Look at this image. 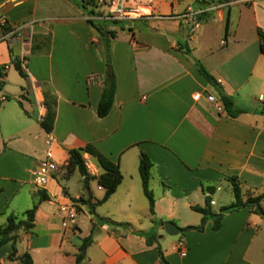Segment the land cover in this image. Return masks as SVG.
Wrapping results in <instances>:
<instances>
[{"label": "crops", "instance_id": "crops-1", "mask_svg": "<svg viewBox=\"0 0 264 264\" xmlns=\"http://www.w3.org/2000/svg\"><path fill=\"white\" fill-rule=\"evenodd\" d=\"M212 3L220 7L202 14L193 31L178 18ZM131 6L163 18L102 21L104 31L115 33L110 59L117 92L110 113L100 118L108 58L80 0H0L10 27L21 32L10 45L0 29V66L7 67L2 80L9 79L15 58L27 74L18 81L16 100L0 97V230L10 215L26 219L38 204L35 226L19 231L18 258L8 259L10 241L0 246V264H24L19 257L25 253L33 264H76L91 235L83 264H162L158 246L169 264H264V217L252 207L226 213L217 231L212 219L192 208L205 205V187L216 186L212 211L220 212L215 196L222 182L230 184L228 176H238L245 194L264 189V0H137ZM181 44L192 48L193 58ZM196 60L246 113L231 118L216 111L206 97L220 99L219 93ZM45 87L57 98L50 133L40 124L47 113ZM87 144L117 164L123 179L100 204L107 206L104 212L77 202L76 224L65 229L60 205L89 196L95 202L106 192L97 180L103 169L88 153L87 188L74 191L59 181L77 170L68 174L70 151ZM142 154L153 162L155 215L140 176ZM47 156L58 170L38 189L34 171ZM42 193L48 198L41 200ZM165 221L196 228L167 239ZM152 231L156 238L149 245L140 233ZM180 241L186 256L177 248Z\"/></svg>", "mask_w": 264, "mask_h": 264}, {"label": "trees", "instance_id": "trees-1", "mask_svg": "<svg viewBox=\"0 0 264 264\" xmlns=\"http://www.w3.org/2000/svg\"><path fill=\"white\" fill-rule=\"evenodd\" d=\"M214 1L219 3H224V2H231L233 0H214ZM92 2L93 0H80V4L82 5L83 8L86 9L88 8V4ZM89 22L94 27L97 28V30L103 37V45L105 52L107 55H110L111 38L115 36V33L104 31L102 27V21H89ZM113 22L116 23L117 21H113ZM259 33H260V49L264 53V32L260 31ZM181 49L189 57L192 58L194 57L192 48L189 47L187 44H181ZM196 62L198 64V69L200 74L210 83V85L214 86L218 91L220 100L223 103L224 110L227 113V115L230 116L231 118H237L242 113H246L247 112L246 109L238 106L234 98L228 95L224 90H222L219 87L217 80L213 75H211L208 72L205 66L198 60H196ZM110 63L111 61L108 60V64ZM13 64L23 77H27V74L22 67V62L19 59L15 58ZM3 68H0V90L3 88L5 84V82L2 80V78L4 77ZM116 92H117L116 77L115 75L108 74L105 79L102 96L97 107V114L100 118H104L110 113L112 106L114 104ZM44 95H45V104L47 107V113L45 117L41 120L40 124L46 132L50 133L54 129V123L57 113V98L48 87L44 88ZM86 153L90 154L93 158H95L97 163L103 169V173L97 177V180L98 183L105 188L106 192L101 200H97L95 202H92L91 196H89L87 199L84 198L73 199V201L84 202L86 204H89L91 211L94 212L96 206L104 203L117 190L118 186L122 182L123 175L120 171L119 166L113 163L112 161H110L105 155H103L99 150H97V148L94 145L87 144L86 146L81 147L79 149H72L70 151V163L68 165V174H71L76 168L79 169V171L84 177L86 188L88 187L89 181L91 180V176L89 174L87 166L85 165V160H84V155ZM152 167H153V162L149 158V156L146 154H142L139 165L140 176L142 179L144 193L149 200L150 213L152 215H155V210H154L155 199L153 192L150 189V177H151ZM226 180L231 184L232 192L235 198L234 202H232L229 205L223 206L220 212L218 213L213 212L212 201H213V195L216 192L217 187L208 186L204 188V191L207 193L205 205L204 206L195 205L192 207L193 210L201 213L204 219L206 220L212 219L214 223L213 229L215 231L221 228L222 220L226 213L240 210L245 207H252L255 213L264 217V208L262 207L261 204L262 201L264 200V189L261 193L257 195H254L251 192L245 194L240 184L238 176H228L226 177ZM46 198H48V195L42 193L41 200H44ZM37 210H38V204L34 205L32 209L26 211L25 212L26 219H18L16 216L10 215L8 217L6 226H4L0 230V236H1L0 246L10 241L13 242L14 252L11 253L8 257L10 261H13L16 258H18L16 255L17 254L16 243L19 238V231L22 229L30 230L35 226V217ZM161 224H163L162 221ZM194 228L196 227H187V230ZM140 235L146 237L147 243L149 245L154 244V240L156 237L153 231L140 233ZM91 242H92V235L85 238L84 243L81 246L80 252L76 257V264H83L86 257V249L91 244ZM158 252H159L160 262L162 264H169L160 246H158ZM19 259H21L24 262V264H33L32 257L30 256L29 253L23 254L22 256L19 257Z\"/></svg>", "mask_w": 264, "mask_h": 264}, {"label": "built area", "instance_id": "built-area-1", "mask_svg": "<svg viewBox=\"0 0 264 264\" xmlns=\"http://www.w3.org/2000/svg\"><path fill=\"white\" fill-rule=\"evenodd\" d=\"M132 1L137 0H93L92 3L88 4V12L85 14V18L88 21H131L136 18L141 17H157L163 18L161 15H153L152 13L141 12V6L133 7L131 6ZM219 4H208L202 9L189 10L186 13L180 15L178 18L185 20L187 27L190 31L195 30L200 23V16L207 11H213L219 8ZM0 29L3 30V39L9 40L10 45L13 44L16 38L21 36V32L18 29L11 28L7 17L5 16L3 9L0 7ZM5 66H0L3 68ZM7 67L3 68V71ZM199 99L200 95H196ZM207 100L214 105L217 112H222L224 110L223 103L220 99H217L214 95L209 94ZM263 101L264 98L262 97ZM87 160V159H86ZM85 165L89 167L87 161ZM58 170V164L50 156L41 160L38 163L34 171V185L38 189H44L48 185L49 181L53 178L54 173ZM79 204L75 201H69L65 204L60 205V212L62 213L63 221L62 225L65 229L70 228L72 225L76 224L77 217L79 215ZM181 256H186L187 249L184 242L180 241L177 245Z\"/></svg>", "mask_w": 264, "mask_h": 264}, {"label": "rangeland", "instance_id": "rangeland-1", "mask_svg": "<svg viewBox=\"0 0 264 264\" xmlns=\"http://www.w3.org/2000/svg\"><path fill=\"white\" fill-rule=\"evenodd\" d=\"M140 11L143 12L144 9H141ZM108 57H111V54L107 55V58ZM110 61L111 63L109 64V66L112 67V58L110 59ZM8 74H9V79L6 80L3 88L0 90V97L2 95H5L7 97V102H13L14 100H16V97L14 96V92L20 89L18 85V81L23 80V76L20 74V72L17 70L15 66H11V70L9 71ZM82 176L83 175L81 174L79 169H77L73 173V175L70 177V179L60 178L59 181L62 184V186H66V187L69 186L72 188V190L77 191L82 188H86L85 181L82 180ZM221 187H222V191L217 192L215 196V200L217 202V206L215 207V209H219V206L221 205L226 206L235 201L234 196H232L233 192H232L231 185L226 182H222ZM262 207L264 208V203L262 204ZM97 208H98V211L104 212L107 209V206L98 205ZM18 215L22 216V213L20 212L18 213ZM256 216H261V215L258 214ZM141 226H145V225H142V224L138 225V228H142ZM164 235L166 236L167 239H170L171 237L167 233H164ZM179 235H182V234H179ZM179 235H175V236H179Z\"/></svg>", "mask_w": 264, "mask_h": 264}, {"label": "water", "instance_id": "water-1", "mask_svg": "<svg viewBox=\"0 0 264 264\" xmlns=\"http://www.w3.org/2000/svg\"><path fill=\"white\" fill-rule=\"evenodd\" d=\"M108 59L110 60V57H108ZM108 73L110 75L114 74L113 67H111V66L108 67ZM164 229H165L166 233L173 235V236L183 234L187 231V228L179 227L178 225H176L172 221H165L164 222ZM200 229H203V226H201Z\"/></svg>", "mask_w": 264, "mask_h": 264}]
</instances>
